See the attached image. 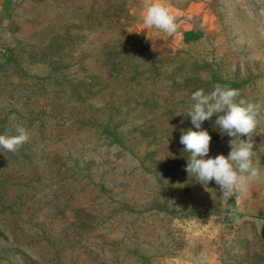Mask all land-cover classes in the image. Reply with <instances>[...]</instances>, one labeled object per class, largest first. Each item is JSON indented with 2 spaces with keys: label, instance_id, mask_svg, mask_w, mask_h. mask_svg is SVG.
<instances>
[{
  "label": "rangeland",
  "instance_id": "obj_1",
  "mask_svg": "<svg viewBox=\"0 0 264 264\" xmlns=\"http://www.w3.org/2000/svg\"><path fill=\"white\" fill-rule=\"evenodd\" d=\"M146 2L16 0L0 21V135L30 136L0 147V264H264V0H162L172 36ZM217 83L260 105L238 200L185 171L190 97Z\"/></svg>",
  "mask_w": 264,
  "mask_h": 264
},
{
  "label": "clouds",
  "instance_id": "obj_2",
  "mask_svg": "<svg viewBox=\"0 0 264 264\" xmlns=\"http://www.w3.org/2000/svg\"><path fill=\"white\" fill-rule=\"evenodd\" d=\"M142 18L145 28H155L169 36L177 32L175 16L162 0H147ZM190 99L193 103L188 115L194 128L182 131L180 136L184 152L190 153L185 171L205 187L214 181L219 186L221 201H229L232 197L238 200L247 194L260 176V165L253 159L252 139L258 125L260 105L240 98L238 90L219 83L207 93L203 89L194 91ZM214 115L215 127L220 134L231 138L228 141L231 150L227 156L208 157L212 137L201 125ZM15 133L0 135V147L15 152L28 142L30 136L25 127L17 125Z\"/></svg>",
  "mask_w": 264,
  "mask_h": 264
},
{
  "label": "crops",
  "instance_id": "obj_3",
  "mask_svg": "<svg viewBox=\"0 0 264 264\" xmlns=\"http://www.w3.org/2000/svg\"><path fill=\"white\" fill-rule=\"evenodd\" d=\"M16 0H0V21L7 15L10 8L14 6Z\"/></svg>",
  "mask_w": 264,
  "mask_h": 264
},
{
  "label": "water",
  "instance_id": "obj_4",
  "mask_svg": "<svg viewBox=\"0 0 264 264\" xmlns=\"http://www.w3.org/2000/svg\"><path fill=\"white\" fill-rule=\"evenodd\" d=\"M245 216V215H244ZM250 218H254L255 220H259L260 221V228H259V237L261 240L264 241V216L261 217H257V216H248ZM196 264H209L207 262H198Z\"/></svg>",
  "mask_w": 264,
  "mask_h": 264
},
{
  "label": "trees",
  "instance_id": "obj_5",
  "mask_svg": "<svg viewBox=\"0 0 264 264\" xmlns=\"http://www.w3.org/2000/svg\"><path fill=\"white\" fill-rule=\"evenodd\" d=\"M233 88H234V89H237V86H236V85H233Z\"/></svg>",
  "mask_w": 264,
  "mask_h": 264
}]
</instances>
